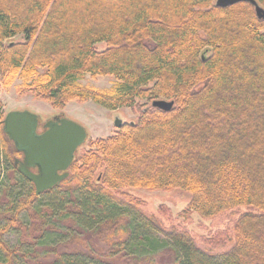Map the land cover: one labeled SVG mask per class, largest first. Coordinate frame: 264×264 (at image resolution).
<instances>
[{"label":"trees","instance_id":"16d2710c","mask_svg":"<svg viewBox=\"0 0 264 264\" xmlns=\"http://www.w3.org/2000/svg\"><path fill=\"white\" fill-rule=\"evenodd\" d=\"M214 1L0 0V88L19 81L16 94L53 109L139 110L37 194L0 101V264H154L160 252L167 264H264V18L249 2ZM86 75L113 81L98 88ZM130 188L180 190L186 223H229L200 247L185 225L144 213Z\"/></svg>","mask_w":264,"mask_h":264},{"label":"rangeland","instance_id":"374dc122","mask_svg":"<svg viewBox=\"0 0 264 264\" xmlns=\"http://www.w3.org/2000/svg\"><path fill=\"white\" fill-rule=\"evenodd\" d=\"M20 37H17L19 39ZM103 43H99V46H103ZM113 79L110 76H97L91 77L86 75L82 80L83 83L93 85L98 88H104L111 85ZM19 81H16L9 88H0V101H1V111L2 117L5 113L11 110H28L35 113L41 120L51 117L55 113H61L64 117H68L77 123L81 124L87 133L86 141H84L80 146V149H86L87 144L97 138L106 137L114 134L118 129L114 125V120L119 119L121 122H132L135 121L138 115V109L135 107H120L114 110L103 108L91 100L86 101H68L63 108L53 109L50 104L44 100L33 97L30 93H25L18 95L15 92L14 85ZM148 105L144 99H137L136 105L139 108H143L141 105ZM138 108V107H137ZM39 130V129H38ZM40 131V130H39ZM21 155L19 156V158ZM3 168L2 173L5 174L7 171ZM11 171H8V175ZM128 191L139 196L142 200L140 209L148 214L154 215L162 225L171 227L172 224L180 223L185 225L188 230L194 236V239L198 246L209 248L204 244V238L206 236L220 234V230L225 227L229 218L221 217L213 220V224H209L205 221H200L197 216H192V220L186 223L181 216L178 215L179 211L186 204L188 195L180 190L172 191H160V190H145V189H128ZM172 214V216H171ZM220 229V230H219ZM4 239L13 245L16 240V235L14 232H8L5 234ZM230 246V243L218 244L213 247L215 251H221ZM154 264H167L169 258L167 253L160 252L155 256Z\"/></svg>","mask_w":264,"mask_h":264},{"label":"water","instance_id":"95a60500","mask_svg":"<svg viewBox=\"0 0 264 264\" xmlns=\"http://www.w3.org/2000/svg\"><path fill=\"white\" fill-rule=\"evenodd\" d=\"M240 1L251 3L256 17L264 18V8L256 0H215L214 4L226 7ZM151 105L167 111L173 102L156 99ZM38 122V116L28 110L8 111L2 119L3 131L15 150L21 154L22 159L15 160V164L19 163L17 169L33 184L37 194L51 188L68 175L67 170L74 154L87 137L81 124L64 116L47 120L41 132H37ZM114 125L119 128L122 122L115 119Z\"/></svg>","mask_w":264,"mask_h":264},{"label":"flooded vegetation","instance_id":"af4514ba","mask_svg":"<svg viewBox=\"0 0 264 264\" xmlns=\"http://www.w3.org/2000/svg\"><path fill=\"white\" fill-rule=\"evenodd\" d=\"M61 117H63V115L61 114V113H55V114H53L51 117H47L46 119H44V120H41L40 118H38L39 119V122H38V127H37V132H41V131H43L44 130V128H43V124L47 121V120H54V119H56V118H61ZM68 118V117H67ZM40 131H39V130ZM22 159V158H21ZM20 159V160H21ZM17 160V159H16ZM19 160V159H18ZM19 160V161H20ZM18 162H17V164H15L16 166H18ZM32 170H34L35 171V169L33 168Z\"/></svg>","mask_w":264,"mask_h":264}]
</instances>
